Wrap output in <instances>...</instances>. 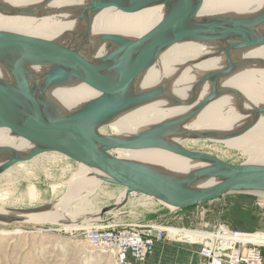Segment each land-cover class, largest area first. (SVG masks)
Returning a JSON list of instances; mask_svg holds the SVG:
<instances>
[{
	"label": "water",
	"instance_id": "water-1",
	"mask_svg": "<svg viewBox=\"0 0 264 264\" xmlns=\"http://www.w3.org/2000/svg\"><path fill=\"white\" fill-rule=\"evenodd\" d=\"M88 1L85 33L91 28V16L112 6L137 10L162 5L166 14L159 26L138 39L119 34L100 35V43L108 41L114 48L93 61L56 43L0 30V62L11 80L0 79V128L10 127L13 135L25 137L34 145L25 155L1 146L0 158L5 156L8 161L1 166L0 173L42 153L57 152L98 169L104 174L99 178L105 183L122 186L125 203L131 195L140 194L176 211L229 194L264 193V164H232L170 140L172 137L208 140L229 137L214 131L188 130L185 123L223 92L220 82L243 64L230 59L233 52L264 46V32L259 31L264 26V7L243 18L212 19L207 36L201 41L217 44L219 53L226 57V64L202 74L186 96L181 97L165 84L140 92H133L132 86L164 50L192 39L201 25L198 15L203 0ZM94 50L95 47L90 53ZM32 66L44 68L39 88L38 78L30 71ZM74 82H83L107 94L92 105L83 104L73 113L57 115L58 107L46 96L47 91ZM205 82L211 84V89L199 99L198 88ZM158 98L166 99L170 108L182 112L130 137L98 131L125 111ZM254 114L252 126L264 114V106ZM117 149H161L186 158L196 168L176 176L151 165L119 158L111 153ZM47 207L23 208L19 215L11 217L0 214V222H22L21 213L43 211ZM115 208L104 209L102 213Z\"/></svg>",
	"mask_w": 264,
	"mask_h": 264
},
{
	"label": "bare ground",
	"instance_id": "bare-ground-1",
	"mask_svg": "<svg viewBox=\"0 0 264 264\" xmlns=\"http://www.w3.org/2000/svg\"><path fill=\"white\" fill-rule=\"evenodd\" d=\"M88 0H0V30L46 40L50 44H59L82 58L93 61L114 48L108 41L100 43L102 34H119L130 39H138L152 30L165 18L162 5L137 10H127L112 6L98 11L91 16V28L85 33L88 12ZM264 0H203L199 11V25L191 40L178 42L164 50L158 60L144 71L132 86L133 92H140L158 85H168L181 97L192 89L194 84L206 72H213L226 64V57L219 53V46L201 41L209 31L208 25L214 18H243L260 12ZM34 11L33 14L28 11ZM264 32V26L259 30ZM85 33V37L83 34ZM81 37V38H79ZM95 47L94 53H90ZM230 59L243 64L226 79L220 82L223 92L200 113L185 123V128L196 131H214L229 136L224 139H211L232 149L249 153L246 163L264 164V114H260L252 126L254 112L264 106V46L233 52ZM43 67H30L31 73L37 78V88ZM0 79L11 81L4 65L0 62ZM211 89L205 82L198 88L200 99ZM106 92L91 88L83 82L54 86L46 96L58 107L57 115H68L75 112L83 104L92 105L103 99ZM182 112L173 109L164 98L137 106L118 115L98 131L111 135L130 137L158 122L175 118ZM108 135V134H107ZM170 140L189 147L190 143H199V139ZM8 146L20 154H27L33 144L25 137L13 135L10 127L0 128V147ZM111 153L143 164L157 167L172 175L182 176L196 168L184 157L161 149L128 150L117 149ZM55 153V152H52ZM8 161L5 156L0 158V168ZM24 164L36 166L38 156ZM20 163V162H18ZM104 174L93 167L81 164V169L67 182V192L58 199L45 204L47 209L38 212L21 213L22 222L35 224H63L67 229L75 226L83 227L103 222L102 210L96 194L102 192L105 183L99 176ZM0 178L13 182V171L5 170ZM104 187V186H103ZM96 188V191H95ZM108 197L115 195L102 192ZM31 199H37L38 192L34 186L29 187ZM125 197L122 192L117 204ZM9 201L7 194L0 195L3 204ZM100 201V200H99ZM0 204V214L7 217L19 215L23 208L5 207ZM9 234H18L8 231ZM206 233L202 234L205 235ZM169 238L185 242L195 238L186 231L171 228ZM254 242L264 243V232L259 231L250 236Z\"/></svg>",
	"mask_w": 264,
	"mask_h": 264
},
{
	"label": "rangeland",
	"instance_id": "rangeland-1",
	"mask_svg": "<svg viewBox=\"0 0 264 264\" xmlns=\"http://www.w3.org/2000/svg\"><path fill=\"white\" fill-rule=\"evenodd\" d=\"M107 131L111 135L110 129ZM199 141L190 143L188 148L213 154L232 164L249 160L247 152L208 139ZM114 153L117 155V152ZM37 156L40 162L36 166L20 162L6 169L13 171L15 180L11 182L0 178V195L9 196L7 203L0 204L5 207L34 208L58 200L67 192V182L81 169V162L57 152ZM30 186L36 188L37 199L29 196ZM101 187L102 192L115 196L108 197L98 192L94 196L98 203L105 210L116 207L102 213V220L128 223L153 218L154 221L176 227L194 228L208 223L210 229L218 223H225L234 230L264 232V193H234L202 205L170 211L155 199L140 194H133L128 202L117 205L125 189L111 183H103ZM78 228L67 229L62 223L0 222V264H116L111 253L101 252L83 242L74 231ZM8 231L18 234H9ZM165 245L196 249L195 246L171 241Z\"/></svg>",
	"mask_w": 264,
	"mask_h": 264
},
{
	"label": "built area",
	"instance_id": "built-area-1",
	"mask_svg": "<svg viewBox=\"0 0 264 264\" xmlns=\"http://www.w3.org/2000/svg\"><path fill=\"white\" fill-rule=\"evenodd\" d=\"M171 228H178L195 237L184 244L197 247L204 264H264V243L249 239L259 231L234 230L225 223H218L210 229L208 223L193 228L156 222L119 223L104 219L101 224L83 226L74 231L91 247L111 253L116 264H143L158 243L165 240L183 243L169 238Z\"/></svg>",
	"mask_w": 264,
	"mask_h": 264
},
{
	"label": "crops",
	"instance_id": "crops-1",
	"mask_svg": "<svg viewBox=\"0 0 264 264\" xmlns=\"http://www.w3.org/2000/svg\"><path fill=\"white\" fill-rule=\"evenodd\" d=\"M157 205L159 204L157 203ZM132 221L133 222H143V223H149V222L160 223L158 221H154L153 218L151 220L150 219L149 220H145V219L139 220L138 219V220H132ZM160 224H163V223H160ZM168 241L169 240H165L161 243H158L153 254L143 264H204L205 263L204 258H202L197 253V249H198L197 247L195 250L194 249L191 250V249L180 248V247H175L171 245L164 246V244H166ZM172 258H174L173 261H172Z\"/></svg>",
	"mask_w": 264,
	"mask_h": 264
},
{
	"label": "trees",
	"instance_id": "trees-1",
	"mask_svg": "<svg viewBox=\"0 0 264 264\" xmlns=\"http://www.w3.org/2000/svg\"><path fill=\"white\" fill-rule=\"evenodd\" d=\"M227 225V224H226ZM230 227V226H229ZM231 228V227H230Z\"/></svg>",
	"mask_w": 264,
	"mask_h": 264
}]
</instances>
